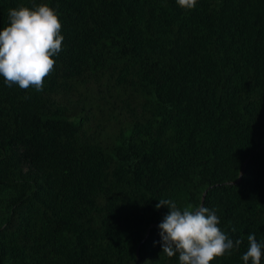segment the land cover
<instances>
[{"label":"trees","instance_id":"1","mask_svg":"<svg viewBox=\"0 0 264 264\" xmlns=\"http://www.w3.org/2000/svg\"><path fill=\"white\" fill-rule=\"evenodd\" d=\"M33 3L64 39L43 91L0 77V264H179L159 199L215 210L242 243L211 264H244L264 242V0H0V30Z\"/></svg>","mask_w":264,"mask_h":264},{"label":"clouds","instance_id":"2","mask_svg":"<svg viewBox=\"0 0 264 264\" xmlns=\"http://www.w3.org/2000/svg\"><path fill=\"white\" fill-rule=\"evenodd\" d=\"M185 10L196 7L197 0H176ZM8 25L0 30V77L8 87L43 91L45 78L55 69L64 37L57 12L45 3L32 7L9 9ZM167 206L168 213L159 224L162 253L172 258L178 254L179 264H211L217 258L238 249L241 239L233 240L220 227L215 210L204 206H185L171 199H159L156 208ZM235 232V228L232 229ZM244 264H261L264 242L253 233L247 236Z\"/></svg>","mask_w":264,"mask_h":264}]
</instances>
